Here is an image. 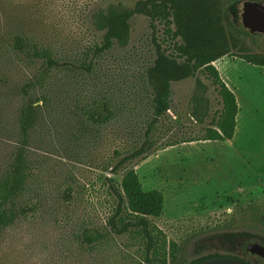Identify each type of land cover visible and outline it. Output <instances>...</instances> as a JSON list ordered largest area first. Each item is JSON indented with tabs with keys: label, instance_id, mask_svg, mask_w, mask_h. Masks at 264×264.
<instances>
[{
	"label": "rangeland",
	"instance_id": "374dc122",
	"mask_svg": "<svg viewBox=\"0 0 264 264\" xmlns=\"http://www.w3.org/2000/svg\"><path fill=\"white\" fill-rule=\"evenodd\" d=\"M137 1L0 0V184L22 147L24 184L16 207L31 208L0 231V264H136L137 245L128 236L87 245L80 233L91 226L105 231L113 203L105 178L120 179L111 173L115 153L143 139L147 108L131 103L128 82L153 59L144 16L132 18L126 47L100 55L93 53L101 33L92 16ZM242 1L219 0L224 24L246 50L264 53V36L241 24ZM161 29L157 24L160 40ZM42 50L56 67L47 69L33 55ZM213 65L237 87L241 107L231 142L162 148L206 126L189 116V78L172 85L170 109L156 133L159 149L129 166L144 191L162 193V213L153 221L180 246L179 264L209 254L246 257L243 240L264 242V68L227 56ZM196 77L208 87L209 121L220 100L206 76ZM105 94L119 106L116 117L88 124L81 105ZM30 101H36V122L23 140L18 118Z\"/></svg>",
	"mask_w": 264,
	"mask_h": 264
},
{
	"label": "trees",
	"instance_id": "16d2710c",
	"mask_svg": "<svg viewBox=\"0 0 264 264\" xmlns=\"http://www.w3.org/2000/svg\"><path fill=\"white\" fill-rule=\"evenodd\" d=\"M138 15L148 20L153 47L152 61L128 82L131 103L147 108L143 139L130 151L115 153L119 159L111 168V173L120 174V179L105 178L113 201L105 231L92 226L83 227L80 239L92 245L109 236H128L137 245L139 258L136 264H179L180 246L167 239L153 221L162 213V193L157 190L144 191L135 170L129 166L159 149L156 133L161 119L170 109L172 85L189 78H194L188 101L189 116L194 122L206 123V126L199 134L175 139L162 148L195 141L223 142L232 139L238 105L235 95L223 82L213 62L230 56L250 65L264 67V53L246 50L230 34L224 24L219 0H138L131 8L111 6L99 10L93 14L92 23L94 29L101 33V42L93 48V53L100 55L114 47H126L130 40V22ZM157 24L162 27L161 40L156 36ZM33 55L42 59L47 69L57 66L48 50L34 51ZM85 69L90 72V64ZM197 73L206 76L220 100L219 110L209 121L208 87L196 77ZM35 102L26 103L18 118L23 140L27 139L30 128L36 122ZM85 102L80 110L83 119L93 126L110 122L119 110V106L107 94L101 98L90 97ZM22 150V147L18 148L11 168L0 184V231L12 225L18 215L25 216L31 211L29 206L16 207L17 195L24 184ZM218 257L233 256L209 254L192 260L190 264H200L206 259Z\"/></svg>",
	"mask_w": 264,
	"mask_h": 264
},
{
	"label": "water",
	"instance_id": "95a60500",
	"mask_svg": "<svg viewBox=\"0 0 264 264\" xmlns=\"http://www.w3.org/2000/svg\"><path fill=\"white\" fill-rule=\"evenodd\" d=\"M241 24L249 32L264 35V2L259 0H244L240 3ZM246 251L262 255L264 247L259 244L248 243ZM200 264H248L244 260L233 257H218L202 261Z\"/></svg>",
	"mask_w": 264,
	"mask_h": 264
},
{
	"label": "flooded vegetation",
	"instance_id": "af4514ba",
	"mask_svg": "<svg viewBox=\"0 0 264 264\" xmlns=\"http://www.w3.org/2000/svg\"><path fill=\"white\" fill-rule=\"evenodd\" d=\"M262 36H264V35H262ZM248 243L259 244V245L264 247V242H261L259 239L248 238L246 240H243V242L239 246L240 248L244 247V251L247 254V256L244 257V256L241 255V256H238V257L237 256H233V257H236L237 259L244 260L248 264H264V251H263L262 255H258V254H255V253L248 252L245 249L246 245Z\"/></svg>",
	"mask_w": 264,
	"mask_h": 264
},
{
	"label": "crops",
	"instance_id": "0c3cea01",
	"mask_svg": "<svg viewBox=\"0 0 264 264\" xmlns=\"http://www.w3.org/2000/svg\"><path fill=\"white\" fill-rule=\"evenodd\" d=\"M226 57V56H225ZM225 57H223V58H221V59H225ZM227 57H229V59H231L232 60V62H235V60H239V61H243V60H241V59H239V58H236V57H230V56H227ZM221 59H218V60H221ZM217 61V60H216ZM243 62H245V61H243ZM246 63V62H245ZM213 64H214V62H213ZM246 64H248V63H246ZM250 65V64H249ZM251 66H254V65H251ZM256 67H261V66H256ZM261 68H264V67H261ZM219 73V75H220V77H221V74H220V72H218ZM221 79L223 80V82L226 84V86L233 92V94L235 95V98H236V102H237V105H238V111H237V115H236V120H238V115H239V111H240V103H239V100H238V97H237V87L235 86V85H233V86H231L230 85V83H228V81H230L228 78H225V77H221ZM236 127V126H235ZM234 134H235V132H234ZM233 137H234V135H233ZM233 137H232V139H233ZM232 139H230V140H226L227 142H231V140ZM204 142H211V141H204ZM224 142V141H223ZM195 142H189V143H186V144H194ZM183 144H185V143H183Z\"/></svg>",
	"mask_w": 264,
	"mask_h": 264
}]
</instances>
